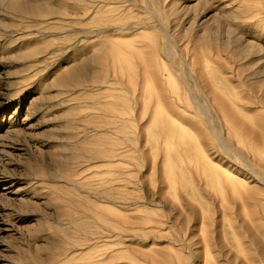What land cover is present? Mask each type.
Instances as JSON below:
<instances>
[{
    "label": "rangeland",
    "instance_id": "obj_1",
    "mask_svg": "<svg viewBox=\"0 0 264 264\" xmlns=\"http://www.w3.org/2000/svg\"><path fill=\"white\" fill-rule=\"evenodd\" d=\"M252 166L264 0H0V264H226Z\"/></svg>",
    "mask_w": 264,
    "mask_h": 264
},
{
    "label": "bare ground",
    "instance_id": "obj_2",
    "mask_svg": "<svg viewBox=\"0 0 264 264\" xmlns=\"http://www.w3.org/2000/svg\"><path fill=\"white\" fill-rule=\"evenodd\" d=\"M89 8L84 10L83 12H78L75 15L78 16L81 19H84L82 17H87L89 13ZM58 18H62L63 16H66L65 13L60 12L58 13ZM57 17L47 18L46 21H49L51 19H56ZM65 80H63L64 82ZM255 138V149L258 150V145L262 140V132L261 130H256L254 133ZM258 154V151H256ZM206 158V156H205ZM93 158L91 156H86L82 160H79L75 163V168L71 171H67L61 178H63V181L69 185H73L74 187L85 188L84 191L85 198L88 200V206L91 207L92 203V193L89 190V186L86 184V181H82L80 168H86L89 170L91 168V165L93 163ZM207 162L209 164H213V161L210 159H207ZM259 163V162H257ZM214 165V164H213ZM224 173L227 175L228 178L233 179L234 182L241 185V187H245L246 189V179H243L242 181L237 179V176H235L233 173H231L228 170H225ZM252 178L254 179V182L256 181L259 185L264 187V174L261 173L259 169H256L252 166ZM252 178H247L248 180H251ZM258 189L259 195L262 197L264 196V188ZM241 196V193H239ZM259 201L261 200H253L252 203L258 205ZM91 212L90 208H87V213L89 214ZM244 212L248 216L247 220L239 221L240 229L234 232V236L236 239V246L238 250L237 255H233L231 252H233L228 244H226L224 241L219 243L216 242V246L219 249V256L222 258V262H225L226 264H262L264 261V212L259 213V216L257 218L254 217L252 212H249L247 208V204H244ZM235 230V228H234ZM241 235L246 236V240L240 239ZM89 241L85 244V247H90L93 241V237L89 236ZM81 246L78 247L77 245H73L72 247H69V251L74 254L75 252L79 250H83ZM206 255L204 259L205 264H212V253L209 246H206ZM71 254V255H72ZM216 264H220V261H216Z\"/></svg>",
    "mask_w": 264,
    "mask_h": 264
}]
</instances>
